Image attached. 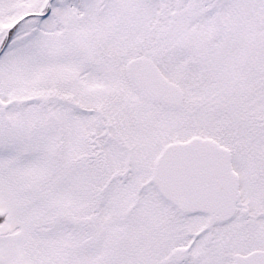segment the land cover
<instances>
[{"label":"snow or ice","instance_id":"snow-or-ice-1","mask_svg":"<svg viewBox=\"0 0 264 264\" xmlns=\"http://www.w3.org/2000/svg\"><path fill=\"white\" fill-rule=\"evenodd\" d=\"M0 264H264V0H0Z\"/></svg>","mask_w":264,"mask_h":264}]
</instances>
